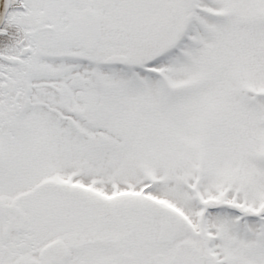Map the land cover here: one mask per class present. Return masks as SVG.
Wrapping results in <instances>:
<instances>
[{
	"label": "snow or ice",
	"instance_id": "snow-or-ice-1",
	"mask_svg": "<svg viewBox=\"0 0 264 264\" xmlns=\"http://www.w3.org/2000/svg\"><path fill=\"white\" fill-rule=\"evenodd\" d=\"M0 264H264V0H0Z\"/></svg>",
	"mask_w": 264,
	"mask_h": 264
}]
</instances>
